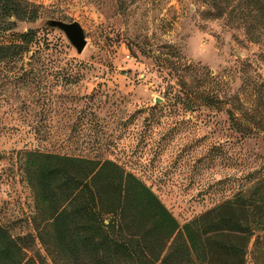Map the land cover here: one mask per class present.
Instances as JSON below:
<instances>
[{
  "label": "rangeland",
  "instance_id": "obj_1",
  "mask_svg": "<svg viewBox=\"0 0 264 264\" xmlns=\"http://www.w3.org/2000/svg\"><path fill=\"white\" fill-rule=\"evenodd\" d=\"M23 1L36 18L12 19L15 30L0 35L7 42L37 32L22 61L0 64V224L14 236L35 234L22 150L114 160L181 225L264 180V28L246 18L247 5ZM48 20L79 23L83 53ZM198 87L218 97L216 108L186 99ZM254 242L246 262L264 263Z\"/></svg>",
  "mask_w": 264,
  "mask_h": 264
},
{
  "label": "trees",
  "instance_id": "obj_2",
  "mask_svg": "<svg viewBox=\"0 0 264 264\" xmlns=\"http://www.w3.org/2000/svg\"><path fill=\"white\" fill-rule=\"evenodd\" d=\"M238 2L247 5L246 18L264 28V0ZM36 14L23 0H0V35L15 30L12 19ZM36 36L28 30L0 42V64L22 61ZM189 91L186 99H200V106L219 102L199 87ZM17 157L34 198L35 234L14 236L0 224V264H47L41 250L52 264H247L254 239L252 253H264L262 179L181 225L145 182L114 160L40 150Z\"/></svg>",
  "mask_w": 264,
  "mask_h": 264
},
{
  "label": "water",
  "instance_id": "obj_3",
  "mask_svg": "<svg viewBox=\"0 0 264 264\" xmlns=\"http://www.w3.org/2000/svg\"><path fill=\"white\" fill-rule=\"evenodd\" d=\"M48 29H56L62 32L69 43L75 48L76 52L81 55L87 45L85 32L82 26L77 23H66L59 20H48L45 23Z\"/></svg>",
  "mask_w": 264,
  "mask_h": 264
}]
</instances>
